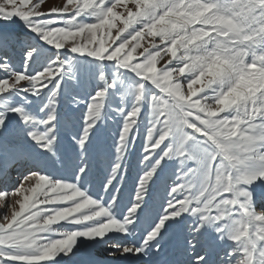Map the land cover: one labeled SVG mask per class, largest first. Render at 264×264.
Masks as SVG:
<instances>
[{
	"label": "snow or ice",
	"instance_id": "1",
	"mask_svg": "<svg viewBox=\"0 0 264 264\" xmlns=\"http://www.w3.org/2000/svg\"><path fill=\"white\" fill-rule=\"evenodd\" d=\"M0 264H264V0H0Z\"/></svg>",
	"mask_w": 264,
	"mask_h": 264
},
{
	"label": "rangeland",
	"instance_id": "2",
	"mask_svg": "<svg viewBox=\"0 0 264 264\" xmlns=\"http://www.w3.org/2000/svg\"><path fill=\"white\" fill-rule=\"evenodd\" d=\"M50 3L58 4L61 2V0H49Z\"/></svg>",
	"mask_w": 264,
	"mask_h": 264
}]
</instances>
